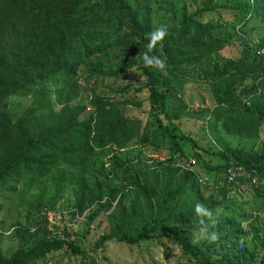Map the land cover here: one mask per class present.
Wrapping results in <instances>:
<instances>
[{
  "label": "trees",
  "instance_id": "16d2710c",
  "mask_svg": "<svg viewBox=\"0 0 264 264\" xmlns=\"http://www.w3.org/2000/svg\"><path fill=\"white\" fill-rule=\"evenodd\" d=\"M159 7L179 17L163 47L149 53L166 61L162 71L142 59L149 34L161 26ZM212 13L216 20L203 22ZM254 24L258 42L251 39ZM229 47L237 53L223 56ZM261 50L264 0H0V264H41L61 250L86 253L67 228L49 227L62 199L71 221L87 213V229L106 215L109 231L96 248L171 241L191 264H264ZM215 55L223 58L211 60ZM196 66L214 103L201 112L205 135L218 148L213 153L195 151L200 146L173 109V87L197 81L189 78L194 69L186 70ZM134 68L146 78L138 88L148 91L145 125L125 113L141 103L89 86ZM163 151L167 159L153 158ZM117 178L121 185H113ZM234 191L248 198L231 197ZM197 203L213 212L214 243L191 242ZM6 206L27 211L10 227L14 251L2 245Z\"/></svg>",
  "mask_w": 264,
  "mask_h": 264
},
{
  "label": "rangeland",
  "instance_id": "374dc122",
  "mask_svg": "<svg viewBox=\"0 0 264 264\" xmlns=\"http://www.w3.org/2000/svg\"><path fill=\"white\" fill-rule=\"evenodd\" d=\"M155 24L167 25V27L174 25L175 21L172 15L163 14V9L161 7L156 8ZM216 20V14H208L203 18V22H208L210 20ZM260 25L254 24L252 27L256 31L253 32L251 39L254 42H258V35L261 33ZM223 56L225 54H236L237 49L232 50L231 47L226 48L222 52ZM213 58V59H211ZM223 58L221 55L211 56V60H217ZM203 67L196 66L186 70H193L189 78L197 79V81H190L185 84H178L173 87L172 97L176 99L173 104V109L181 113V123L182 129L185 133L189 134L200 146L195 151L202 153L204 149L210 152H217V147L213 140L205 135L203 126H205L203 120L204 115L201 113L203 110H207L214 103L211 98L209 87L205 83H201L202 80L201 70ZM103 82H100L101 80ZM82 82L87 84L88 82L85 78L81 79ZM146 78L137 69H132L128 74L122 75L120 78L115 79L110 76L99 78L98 80L91 79L89 81V86L91 92L102 93L110 96L111 98L124 100L128 99L137 103H141V107L130 104L126 109V116L132 117L133 119L142 120V124L145 125L150 117V104L147 101L148 91H138V88L145 84ZM180 85H183L182 87ZM128 86V92H122L123 88ZM203 99V100H202ZM262 137L264 138V127L262 128ZM227 140L233 145L237 146L238 141L234 138L227 137ZM213 146V150L210 149ZM144 147L142 148V150ZM145 156L149 157L152 155V151L147 148L144 149ZM159 157V158H157ZM167 159L169 157L168 151H163L159 156L153 157L160 159ZM209 155H205L204 158H209ZM191 160H194L193 158ZM100 165V163L98 164ZM113 185H121V181L117 178L113 180ZM211 190V189H210ZM206 196L210 193L209 188L204 192ZM67 197L70 192H66ZM231 197L248 198L247 193L241 191V193L234 191L230 193ZM66 198V196H65ZM69 203L62 199L57 205V210L49 213V227L53 229L55 226L57 228L68 229L73 235L72 237L76 239L77 244L85 249L86 253L84 255L75 256L67 250H61L54 252L46 258L41 264H191L189 257L185 254L178 245L173 244L171 241H164V245L157 242H142L138 246H129L124 243H119L112 241L106 244L104 248H96V243L101 236L109 231V224L107 217L101 214L93 225L88 227L84 224L86 220L84 216H79L73 221L69 215L68 209ZM257 208V206H255ZM3 215V216H2ZM27 211L24 210L22 214H19L16 208L11 209L9 206L5 207L4 212L1 214L2 217H6L5 227L8 230L4 231V237L2 240V245L6 249H11L14 251L17 246V240L12 237L11 225L15 220H24ZM171 225H165L164 229L170 228ZM196 231V230H195ZM194 231V232H195ZM57 232V231H56ZM191 236L193 237V233ZM61 233V232H60ZM59 235V233L57 232ZM63 236V235H59Z\"/></svg>",
  "mask_w": 264,
  "mask_h": 264
},
{
  "label": "clouds",
  "instance_id": "9594fccd",
  "mask_svg": "<svg viewBox=\"0 0 264 264\" xmlns=\"http://www.w3.org/2000/svg\"><path fill=\"white\" fill-rule=\"evenodd\" d=\"M167 35V25H161L160 27L155 28L149 34V43L147 45V51L142 57L145 67H150L161 71L166 68L165 60L155 55H149V53L153 49H155L158 44L163 47V41ZM261 51L264 52V50ZM195 213L198 217V228L193 233L191 242L194 245H198L202 242L214 243L218 238V234L209 230L210 225L208 223V221H211L213 225L216 223V220L213 216V212L206 208L203 204L197 203L195 205Z\"/></svg>",
  "mask_w": 264,
  "mask_h": 264
},
{
  "label": "built area",
  "instance_id": "2783aa9c",
  "mask_svg": "<svg viewBox=\"0 0 264 264\" xmlns=\"http://www.w3.org/2000/svg\"><path fill=\"white\" fill-rule=\"evenodd\" d=\"M192 163H195V160L192 161ZM229 175H230V178L233 179V177L235 176V173L233 172V170H229Z\"/></svg>",
  "mask_w": 264,
  "mask_h": 264
}]
</instances>
